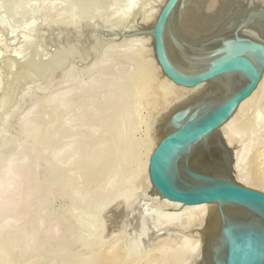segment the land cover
Listing matches in <instances>:
<instances>
[{"label":"rangeland","instance_id":"374dc122","mask_svg":"<svg viewBox=\"0 0 264 264\" xmlns=\"http://www.w3.org/2000/svg\"><path fill=\"white\" fill-rule=\"evenodd\" d=\"M155 1L0 0V158L27 159L35 152L38 177L46 181L59 170L66 171L62 193L53 192L47 203L31 210L32 215H46L36 234L12 243V234L5 236L9 256L16 258L14 264H194L183 251L176 252L178 243L154 249L156 235L136 245L113 239L123 194L133 193L137 210L144 205L148 190L140 181L144 158L138 152L146 137L154 135L156 124L149 108L153 101H145L153 95L150 87L156 77L150 51L140 42L122 41V33L139 27L124 21L122 15L131 6H155ZM133 80L150 81L149 87L134 92ZM110 93L124 94L125 101L114 104L110 121L117 130L110 134L114 144L107 147L106 129L99 126L97 117ZM249 113L241 133L247 148L242 171L256 185L255 159L260 160L264 149V98ZM89 139L99 142L97 159L104 158L91 170L78 157L64 163L49 160L77 142L86 147ZM259 184L264 191V184ZM55 220L62 223V230L68 225V237L48 239L46 247L37 248L39 234L46 233ZM191 224L176 229L188 232L195 229Z\"/></svg>","mask_w":264,"mask_h":264},{"label":"water","instance_id":"95a60500","mask_svg":"<svg viewBox=\"0 0 264 264\" xmlns=\"http://www.w3.org/2000/svg\"><path fill=\"white\" fill-rule=\"evenodd\" d=\"M181 1L166 0L152 25L121 34L150 37L161 73L175 85L208 88L159 122L149 183L162 199L210 205L201 231L204 264H264V191L237 181L233 149L219 132L264 76V7L244 0L245 11L225 26L181 42L174 22Z\"/></svg>","mask_w":264,"mask_h":264},{"label":"bare ground","instance_id":"6f19581e","mask_svg":"<svg viewBox=\"0 0 264 264\" xmlns=\"http://www.w3.org/2000/svg\"><path fill=\"white\" fill-rule=\"evenodd\" d=\"M165 1L166 0H156V3L153 4L155 6H131L122 15V19L126 22L130 20L128 23L132 22L131 25L139 27L141 25L150 26L153 24L156 14ZM243 1L244 0H182L174 14L177 39L181 42L192 40L194 37H197L200 32H206L207 30L218 28L219 26L221 28V26L225 24V20L228 21L232 15L235 16L245 11V9L243 11L240 9V4H242ZM246 1H253V3L255 2V7L256 5H261L264 7V0ZM262 11H264V8ZM226 27L229 28V26ZM134 29H137V27ZM125 40L140 42L141 44L146 45L148 47L147 49L150 51L148 53L150 55L149 58H151V62H149L152 63V69H154L153 72H156V75L154 74L156 77L155 80L153 78L154 76L152 77L155 82L154 84L151 83L153 86L151 85L150 87L151 90L153 88V95L150 93L151 97L147 98V100L145 99V101H148V99L150 100V98L153 101V105L150 102L149 108L152 106V111L155 113L151 112V109L149 112L153 113L154 116L156 115V124H154L155 129H153V131L155 130L154 135L151 137H146V141L143 144L144 146L141 148V152H138V157L141 159L144 158L143 164L141 165L142 167L140 172L142 178L140 181H143L142 183L146 192L150 189V194H144V208L142 207L141 210H137V206L134 205V202L132 201V192L129 191L123 194L120 199V210L119 208L116 209L119 211L117 215V218L119 219H117V221L119 222L117 223L116 227L114 226L117 230V234H114V236H116L113 239L114 241L116 240L115 242H119L118 244L130 243L131 245H136V243L139 244L148 241L154 235H156V239L151 245L154 249L164 246V243L165 245L166 243L172 244L173 247L174 244L178 243L181 246L176 247V252L183 251L184 256H190L194 261V264H204L205 260L203 259L202 243L203 235L201 231L204 227L205 220L211 215L210 205L199 204L187 206L160 198L158 193L153 191V188L149 183L148 163L150 155L159 139L158 125L163 116L175 105L199 97L204 92H207L208 88H203V86H201L198 88L187 89L177 86L175 83L167 79V77L161 73L160 67L153 57L152 41L150 37L141 35L126 39L123 38L122 41ZM153 72L151 73V76ZM149 82L150 81L142 83L133 80L131 81L130 86L134 92L137 91V88L139 87H141L139 90H147L149 87ZM263 98L264 76L259 86L251 93L249 97L242 101L232 116L219 129L223 139L233 149L235 178L241 184L248 187L252 186L255 189H261L259 183L264 184V149L263 151L260 149L261 152H258L260 154V160L255 159L258 161L255 163L257 165L256 169L259 171L258 175L256 174L258 176L257 180L259 183L252 185L248 181L247 176L242 171V163L245 159L247 148L241 138V133L249 123V111L257 107ZM123 101H125L124 94L116 96L110 93L106 99V103L103 105L104 110L101 117H97L99 126L106 129L105 145L107 147H110L112 144H114L110 134L114 130H117L116 125L110 121L111 116L114 115V111L112 112L113 108H115L114 104H118ZM147 106L148 105L145 107ZM35 130L36 126L34 127V131ZM244 131L245 130H243V132ZM98 146L99 142L96 139H89L86 147L84 148L79 142H77L69 148H65L60 152L53 153L49 160L56 161L58 163H64L70 161L73 157H78L81 160L80 162L83 163L82 165L85 168L91 170L97 165L99 160H104V158L99 160L97 159ZM256 157L258 156L256 155ZM37 164L38 159L35 152H31L27 159L25 157H18L14 155L5 161L1 160L0 158V264H14L16 260V258H11L9 256L10 253H8V246L10 243L8 240H5V236L7 234H12V243L14 240H18L23 237L28 238L29 236L36 234L37 225L46 220V215L42 213L38 215H32V208H34V206L37 204L43 205L47 203L50 195L53 192L62 193V191L65 189V170H59L61 172L56 177L46 181L45 179H40L38 177L39 170L37 168ZM110 193L111 191H108V194ZM110 214L112 213L110 212ZM111 219L113 220V218ZM19 222H22L21 226L15 224ZM192 222L194 223L195 229H192L191 231L189 230L188 232H183V230L181 232V230L176 229L178 226L182 227L183 229V226H187ZM60 224L62 225L59 220H55L48 227V231L46 233L39 234L40 240L38 242L37 248L46 247L48 239L56 240L57 238H62V236L65 238L68 237L70 228L68 225H64V229L62 230L60 228ZM23 228H25V230ZM114 241H112V243ZM119 246H122L123 248V245H118V247ZM32 249H27L24 253V257H26L30 251H32ZM106 249L108 250V248ZM111 250L113 253V249ZM115 251L118 253L119 249L118 252L117 249H115ZM117 255H119V253ZM102 256H104L105 260L107 259L105 258L107 255L104 254L101 255V257ZM113 257H116V255ZM118 259L117 261H119L121 257L119 260ZM140 263L141 261L138 262V264Z\"/></svg>","mask_w":264,"mask_h":264}]
</instances>
